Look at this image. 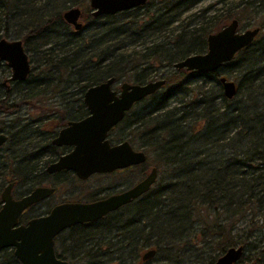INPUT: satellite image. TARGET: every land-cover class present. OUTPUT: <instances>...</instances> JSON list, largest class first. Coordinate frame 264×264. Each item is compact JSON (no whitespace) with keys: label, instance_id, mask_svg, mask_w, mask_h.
I'll list each match as a JSON object with an SVG mask.
<instances>
[{"label":"trees","instance_id":"obj_1","mask_svg":"<svg viewBox=\"0 0 264 264\" xmlns=\"http://www.w3.org/2000/svg\"><path fill=\"white\" fill-rule=\"evenodd\" d=\"M86 1L0 0V38L20 39L31 63L25 80L2 85L8 70L0 61V132L7 136L0 147V187L42 180L35 172L39 159L29 160L47 143L41 127L58 123L67 105L75 104V118L81 116L87 86L126 73L133 83L162 75L164 85L111 130L112 138L143 150L158 179L102 219L69 227L63 238L77 250L66 251L57 239V257L70 264H212L226 248L241 246V261L264 264V24L216 71L172 68L205 50L212 26L238 23L243 11L248 20L264 0H216L218 7L185 15L199 0H147L112 15L87 16L74 35L62 12ZM219 76L234 79L232 98L222 95ZM23 107L38 115L21 116ZM149 248L153 256L139 262ZM0 264L17 262L8 252Z\"/></svg>","mask_w":264,"mask_h":264},{"label":"water","instance_id":"obj_2","mask_svg":"<svg viewBox=\"0 0 264 264\" xmlns=\"http://www.w3.org/2000/svg\"><path fill=\"white\" fill-rule=\"evenodd\" d=\"M146 1L88 0V7L91 15L96 17L126 11ZM79 16L80 9L77 6L62 12V19L75 30L82 26L77 21ZM237 26V20L231 19L218 30L207 34L203 52L189 54L173 62L172 68L210 73L230 62L240 49L253 41L259 31L257 27L237 30ZM0 61L10 69V75L5 81L21 82L30 72L29 59L19 39L0 38ZM164 82L162 77L143 83L123 81L116 91L113 89L114 78L108 77L87 86L81 97L87 115L67 122L51 141L55 145H70L72 149L59 156L46 170H70L82 180L91 174L109 173L144 163L146 155L142 150H134L126 140L110 144L107 134L132 105L160 89ZM218 83L226 99L234 96L236 86L233 81L219 76ZM6 139L7 136L0 133V146ZM156 176V168L151 167L141 180L126 190L91 202H61L46 215L29 219L26 224L18 226L15 224L21 211L47 197L53 189L37 186L26 195L13 199L10 195L12 182H9L0 192V249L12 247V254L20 264H70L54 254L53 237L73 225L98 220L139 197L148 191ZM152 254L153 250H147L142 258ZM241 254V246L228 247L212 264H236ZM241 264L254 263L244 261Z\"/></svg>","mask_w":264,"mask_h":264},{"label":"flooded vegetation","instance_id":"obj_3","mask_svg":"<svg viewBox=\"0 0 264 264\" xmlns=\"http://www.w3.org/2000/svg\"><path fill=\"white\" fill-rule=\"evenodd\" d=\"M147 2V1H146ZM145 2V3H146ZM144 3V4H145ZM142 4V5H144ZM87 5H88V2H87ZM140 5V6H142ZM140 6H137V7H140ZM75 7V6H74ZM80 9V16L78 18V22L81 23V28H83V26L85 25L86 23V18L87 16H90V17H94L91 15V10L90 8L88 7L89 11L87 14H85L83 12V10H81L80 7H78ZM135 8V7H134ZM132 9V8H131ZM101 16V15H100ZM62 17V15H61ZM97 17V16H96ZM64 21V20H63ZM65 22V21H64ZM66 26L69 28V30L75 35V32H77L78 30H80L81 28H79L78 30H75L71 25H69L68 23H66ZM3 38V37H1ZM5 39H8V38H5ZM9 40H14V39H9ZM20 40V39H19ZM21 41V40H20ZM21 44H22V47H23V43L21 41ZM23 50L24 52L27 54L28 56V53L25 51L24 47H23ZM29 59V57H28ZM2 62V61H1ZM4 63V62H3ZM29 64H30V71H31V63H30V59H29ZM5 67L7 68L8 72H9V75H10V69L6 66V64L4 63ZM30 73V72H29ZM9 75L3 80L5 81ZM28 76V75H27ZM26 79V78H25ZM2 81V85H6V83L10 82V81H5V83H3ZM82 102V100H81ZM83 105V103H82ZM134 105L131 106L130 109L133 108ZM62 107V106H61ZM75 104H72V105H67L65 107H63L62 109L63 110H67L69 113L66 114V116H61V120L58 121V123L56 122H49L47 121L44 125L41 127V136L45 137L47 136V143L45 145H43L42 147L39 148V151L38 153H36L34 156H32V158H30L29 160L32 161L33 159H39L38 163H37V167L35 168V172H37V174L42 177V180L38 183H35L34 185L30 186V184H26L27 187L25 188L24 192L22 193H18L17 195H14L12 192H13V189L19 185V183H15L13 181H9V182H12V186L10 188V195L13 199H17L21 196H24L26 195L27 193H29L31 190H33V188L37 187V186H42V187H47V188H51L53 189V191L45 198L29 205L28 207H26L25 209H23L21 211V213L18 215L17 219H16V224L15 226H18V225H24L26 224V222L29 220V219H32V218H36L38 216H43V215H46L53 206L61 203V202H91V201H95L96 199H100V198H103L105 196H108L110 194H113V193H118V192H121L123 190H126L127 188H130L131 186H133L135 183H137L139 180H141L149 171V169L153 166H150L148 167L147 171L142 173L141 176L136 179L135 181L131 182V183H127L126 185H124L123 187L121 188H118V189H111L109 190V192H105L104 194H99V195H96V192H92L90 195V197H87V198H83V199H75V197H69V198H64V199H61L59 201H56V200H53L52 202L50 201V198L56 193V190L58 189V186L63 184V181L65 180V177H66V180H69V183L71 182L72 184H74L75 182H82L86 179H88L90 176L94 175V174H91L89 175L87 178L85 179H79L75 176L74 172L70 171V170H65V169H61V170H58V171H52V172H49L47 171V167L53 163L54 161L57 160V158L61 155H64L66 153H68L71 149H72V146L70 145H55V144H52L51 141L52 139H54L58 133V131L62 128H64L67 124V122L69 121H75V120H78V119H81L83 118L84 116L87 115V111L85 109V106L83 105V109L85 110V112L79 116L78 118H75ZM72 110V111H71ZM128 112V111H127ZM125 112V114L127 113ZM70 114V115H69ZM124 114V115H125ZM58 114H55V115H51V116H57ZM62 115V114H61ZM73 117H72V116ZM30 121V120H29ZM115 126V125H114ZM113 126V127H114ZM112 127V128H113ZM112 128L109 130L108 134H107V139L109 140L110 144H115V143H118V142H121L122 140H125V139H114L112 138ZM2 133V132H0ZM4 134V133H3ZM128 142V141H127ZM5 143V142H4ZM3 143V144H4ZM2 144V145H3ZM1 145V146H2ZM0 146V147H1ZM132 146V145H131ZM132 148L134 150H140L134 146H132ZM143 151V150H142ZM146 155V154H145ZM30 157V156H29ZM146 162V161H145ZM144 162V163H145ZM143 164V163H142ZM142 164H139V165H133V166H129V167H126V168H123V169H117V170H114L112 172H109V173H114V172H122V171H127L129 169H132L133 167H136V166H140ZM31 173V172H30ZM109 173H95V174H109ZM65 176V177H64ZM65 180V181H66ZM156 180V178H155ZM7 182V183H9ZM155 182V181H154ZM154 182L151 184V186L149 187V189L154 185ZM5 183V184H7ZM4 184V185H5ZM4 185L2 186V188L4 187ZM1 188V190H2ZM148 189V190H149ZM0 190V192H1ZM103 192V191H101ZM144 194V193H143ZM141 196V195H140ZM139 196V197H140ZM138 198V197H137ZM135 198V199H137ZM134 199H132L130 202H132ZM130 202L126 203L125 205L129 204ZM123 205V206H125ZM41 206V207H40ZM122 207V206H121ZM120 208V207H119ZM104 217V216H103ZM103 217H101L100 219H102ZM98 219V220H100ZM94 221H97V220H94ZM94 221H91V222H85L86 224H91V223H94ZM85 223H81V224H85ZM76 225H79V224H76ZM74 226V225H73ZM72 227V226H71ZM94 227V226H93ZM69 228V227H68ZM64 229L62 230L61 232H59L56 236L53 237V250H54V254L56 255L57 257V252H56V240L57 242H59V245L62 247V248H65L66 251H69V252H73L75 250L76 252V243L74 242H71V243H68L67 242V239L63 238L66 234H64V232L68 229ZM147 250H153V254H154V249L152 248H149V249H145L143 251H141L139 253V262H143V261H146L148 259H150L152 256L150 257H147V258H142V255L144 254V252H146ZM10 252L11 256L16 260L17 264H20L19 261L13 256L12 252H13V248L12 247H6V248H3V249H0V255L2 254H6ZM59 258V257H58ZM62 259V258H60ZM241 264V263H240Z\"/></svg>","mask_w":264,"mask_h":264},{"label":"rangeland","instance_id":"obj_4","mask_svg":"<svg viewBox=\"0 0 264 264\" xmlns=\"http://www.w3.org/2000/svg\"><path fill=\"white\" fill-rule=\"evenodd\" d=\"M87 2H88V0L86 1V3H85L86 5L84 7H80L81 10H83V12H86V14L89 11ZM215 2H216V0H199L198 2L192 4L188 8L187 11L182 13V15H185L186 13H189V12L197 11L198 9L206 7L208 5H210L211 8L218 7L219 5L215 4ZM243 13L244 14H242V15L239 13L240 19H238L237 30H243L245 28H252V27H256L258 25L264 24V3L262 5V7H260L258 9V12L256 14H254L253 16L249 17L248 20L246 17L248 16L249 13L246 11H243ZM228 22H229V20L226 21V23H228ZM226 23H224V24H226ZM216 29H217V25H215V27L212 26L210 33L214 32V30L216 31ZM10 31H12L11 28H9V32ZM0 34H1V32H0ZM8 39H13V38L11 36H9ZM138 47L139 46H136L135 49L138 50L139 49ZM150 63L156 64V61L151 60ZM8 75H9V72H8L7 76ZM160 76H162V75L156 76V77L149 79V80L156 79ZM227 79H229L231 81L234 80L231 77H228ZM123 81L133 83L132 81H130L128 79V74L126 73V74H124L123 77H121L120 79H117L115 81V83L113 85V89H115L117 91L119 83H121ZM220 89H221V87H220ZM21 112H22L21 116L28 117V118H30V120H33V118H35V116L38 115V113L36 112V110L33 107H28V108L23 107ZM44 113H48V112H44ZM0 117H1V114H0ZM43 125H46V124H43ZM150 166H152V165L150 164V160H148V162H146L144 165L133 167L132 169H129L127 171L114 172V173H109V174H94V175L90 176L88 179H86L82 182H75L74 184H72L71 182L69 183V180H66V177L64 176L66 181L64 180L63 184L58 186L56 193L50 198V201L51 202L53 200L59 201L61 199L69 198V197H72V198L75 197V199H77V200L83 199V198L90 197L88 195H90L94 191L96 192V195L104 194L105 192H109V190H111V189H118V188L123 187L127 183H131V182L135 181L136 179H138L141 176L142 173L146 172L148 167H150ZM158 177L156 179H158ZM2 186L0 187V190H1ZM26 187H27L26 184L19 183V185H17L13 189L12 193L14 195H17L18 193H22V192H24ZM101 191H103V192H101ZM242 262H244V261L240 260L236 264H240ZM111 263H112V261L108 262L107 264H111ZM75 264H78V263H75Z\"/></svg>","mask_w":264,"mask_h":264},{"label":"bare ground","instance_id":"obj_5","mask_svg":"<svg viewBox=\"0 0 264 264\" xmlns=\"http://www.w3.org/2000/svg\"><path fill=\"white\" fill-rule=\"evenodd\" d=\"M199 3H200V2H199ZM226 5H227V4H226ZM22 13H23V12H22ZM21 15H22V14H21ZM14 16H16L15 13H14ZM3 24H4V23H3ZM196 24H197V23H196ZM4 27H5V26H4ZM8 90H9V89H8ZM71 111H72V110H71ZM75 111H76V110H75ZM69 115H70V114H69ZM71 116H72V115H71ZM72 117H73V116H72Z\"/></svg>","mask_w":264,"mask_h":264}]
</instances>
